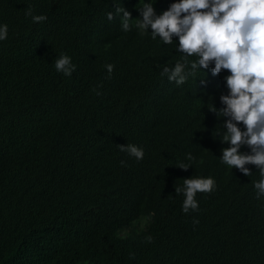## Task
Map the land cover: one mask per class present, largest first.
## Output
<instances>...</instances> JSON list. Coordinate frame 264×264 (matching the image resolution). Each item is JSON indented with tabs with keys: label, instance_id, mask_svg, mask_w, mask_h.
I'll return each mask as SVG.
<instances>
[{
	"label": "trees",
	"instance_id": "1",
	"mask_svg": "<svg viewBox=\"0 0 264 264\" xmlns=\"http://www.w3.org/2000/svg\"><path fill=\"white\" fill-rule=\"evenodd\" d=\"M141 2L0 0V264H264L260 169L221 160L231 73L213 76V62L189 75L198 57L178 37L124 31L116 8L142 20ZM177 2L144 0L157 16ZM177 63L182 85L163 74ZM196 177L214 187L186 214L176 187Z\"/></svg>",
	"mask_w": 264,
	"mask_h": 264
},
{
	"label": "clouds",
	"instance_id": "2",
	"mask_svg": "<svg viewBox=\"0 0 264 264\" xmlns=\"http://www.w3.org/2000/svg\"><path fill=\"white\" fill-rule=\"evenodd\" d=\"M28 14L31 15L30 8ZM141 15L142 20L133 21L125 8H116V16L121 17L124 31H128L130 23L134 22L141 34L150 28L153 39L160 37L166 44L172 43L173 37H178V51L186 57H198L191 63L189 75H194L198 66L208 69L213 62V76L222 70L231 73L226 77L230 94L221 96L226 107L217 112L230 118L225 124L227 132L222 142L230 143L231 147L223 150L221 160L246 176L251 174L246 165H256L260 169L262 179L255 183L259 199L264 195V0H179L159 16L155 14L153 5L143 0ZM45 19L44 16H34L33 22ZM108 19H113L111 12ZM7 33V25L0 27V40L6 39ZM54 63L56 70L66 76H71L75 70L67 55L62 54ZM185 67L181 63L172 69L164 67L163 74L169 81L182 85L187 79ZM106 68L111 74L113 65H106ZM240 123L246 131L237 126ZM241 145L249 146L251 154H242ZM119 147L137 160L144 157L143 149L136 145ZM188 159L193 157L189 155ZM178 167L185 171L189 169V165L184 163ZM214 183L210 177H196L185 179L183 189L176 187L177 195L183 191L185 197L183 212L187 214L198 209L196 194L210 193ZM147 240L151 242L152 238L147 237Z\"/></svg>",
	"mask_w": 264,
	"mask_h": 264
}]
</instances>
